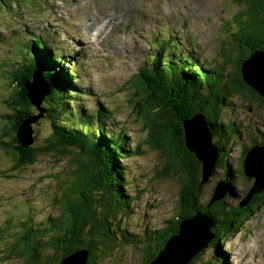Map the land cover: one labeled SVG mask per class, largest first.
Instances as JSON below:
<instances>
[{
	"label": "rangeland",
	"instance_id": "374dc122",
	"mask_svg": "<svg viewBox=\"0 0 264 264\" xmlns=\"http://www.w3.org/2000/svg\"><path fill=\"white\" fill-rule=\"evenodd\" d=\"M243 7L235 0H0V264H23L18 255L22 248L11 251L18 234L8 229H18L20 236L29 237L33 233L30 226L37 229L39 223L54 218L58 214L54 199H59L69 189L75 168L73 152L64 156L40 154L31 165L13 167L14 143L6 133L13 124L6 117L15 110L8 111L4 101L13 98V79L20 69L5 68L3 60H14L17 56L24 59L26 42L40 35L48 36L67 55L63 67L74 71L72 77L77 88L72 89L74 97L70 108H76V115L83 118L96 117L99 109L106 111V130L124 132L128 144L138 146L140 154L123 159L131 198L127 208L123 207L126 213L121 214V223L117 224L138 236L132 241L140 242L145 231L161 230L165 221L174 216L180 200L179 188L186 176L178 168L177 171L166 168L165 173L163 151L152 148L148 142L151 121L162 122L166 115L160 111H142L137 118L134 114L141 99L137 71L147 64L149 57L162 52L165 60H195L198 65L201 62L229 74L246 42L247 27L237 20V16H243ZM81 17L88 18L89 24L81 23ZM59 24L61 28L56 27ZM82 25L90 26L88 29L98 27L85 38L91 30H79ZM62 27L70 31L67 36ZM257 50L261 49L254 52ZM186 70L183 65L176 66L182 76ZM43 88L36 87L40 93ZM32 95L38 98L34 90ZM252 100L248 102L234 94L228 106L218 111L219 121L234 122L241 131L227 156L234 169L246 139L249 141V136L264 133V103ZM31 111L35 113L36 108ZM161 113L164 117L160 120ZM11 117L14 122L19 121ZM192 122L199 136L202 126L197 118ZM28 125L34 137H39L37 143L42 144L50 133L48 124L34 119L24 122V141H28ZM210 132L212 134V130ZM212 139L215 140L214 135ZM222 172V168L217 167L205 183L202 201L209 198ZM248 185L239 177L235 187L243 194ZM227 202L234 205L237 200L227 195ZM28 217L31 221H27ZM20 221L26 222V229L19 225ZM118 232L114 234L110 253L101 255L99 264H142V246L147 245L150 251L153 246L146 241L142 245L124 242ZM81 234L83 240H87ZM49 240L55 246L52 234ZM221 247L225 254L217 255L216 260L214 249L209 245L204 247L203 258L211 260L212 264H264V204ZM81 253L84 255L85 251Z\"/></svg>",
	"mask_w": 264,
	"mask_h": 264
},
{
	"label": "trees",
	"instance_id": "16d2710c",
	"mask_svg": "<svg viewBox=\"0 0 264 264\" xmlns=\"http://www.w3.org/2000/svg\"><path fill=\"white\" fill-rule=\"evenodd\" d=\"M235 1L244 6L241 12L243 16H237V20L243 21V27H247L244 36L246 45L229 74H224V69H214L201 62L198 65L195 60H165L161 56L162 52L149 57L147 64L137 71L141 99L136 104L134 114L137 118L142 111H160L166 115L162 122L151 121L148 142L152 148L163 151L166 157L165 173L166 168L169 171L173 168L177 171L178 168L186 176L179 188L180 200L177 201L174 216L165 221L161 230L145 231L140 242L132 241L138 236L121 229L117 224L121 223L120 216L126 213L123 207L127 208L128 199L131 198L123 159L140 154L138 146L128 144L124 132L106 130V111L99 109L96 117L90 115L89 118H83L76 115V108H70L74 97L71 96L74 92L72 89L77 88L72 77L74 71L63 67L62 62L67 60V55L52 40L38 37L31 39L24 44V59L17 56L14 60H3L5 68L13 70L16 67L15 71L20 69L16 79H13V98L4 101L8 111L15 110L11 116L19 119L14 122L11 116L6 117L13 124L6 132L14 140V151L11 152L15 160L13 167L31 165L40 154L64 156L72 152V161L75 164L71 186L59 199H54L58 208V214L54 218L49 217L42 224L39 223L37 229L30 226L33 233L29 237L20 236L18 229H8L18 234L11 251L16 252L18 248H22L18 255L23 259V264H60L62 258L83 248L88 251L85 264H99L101 255L110 251L114 234L118 232L115 229L116 224L124 242L142 245L146 241L153 246L151 251L147 245L141 248L142 264H149L163 249L166 241L178 232L181 220L195 215L196 212L213 219L214 224L210 229L212 238L208 244L215 251L214 259L216 260L217 255L225 254L221 246L228 241V237L239 231L264 204V189L254 192L245 204H239L245 195L250 194L249 189L254 182L253 177H247L243 169V158L248 149L246 146L263 143L264 133L260 132V136L257 134L252 142L246 139L234 169L230 167L227 156L239 140L241 131L235 127L234 122L224 124L219 121L218 111L228 106V101L234 94L242 96L248 102L257 99L264 103V97L244 80L242 72V63L250 58L254 50H264V2ZM251 42L254 43L253 46ZM177 65L187 68L183 76L176 71ZM39 86H44L41 93L36 89ZM30 89L34 90L37 99L33 98ZM31 108H36L35 113ZM198 112L203 114L206 127L215 136V140L211 138L212 146L218 150L214 171L217 167L222 168V176L218 181L229 182V196L237 200L234 205L227 202V194L210 202L214 190L206 201L201 200L203 186L209 180L204 181V152L200 154V149L198 151L188 146L183 125V121ZM163 113L159 115L160 120L164 117ZM71 116L72 120L69 119ZM31 119L46 122L49 126L50 133L42 144L37 143L39 137L35 138L31 129L28 131V141L17 136L20 125L29 123ZM239 177L249 184L243 194H239L235 187ZM27 221H31V218L28 217ZM25 223L20 221L19 225L26 229ZM81 233L87 240H83ZM49 234L54 237L55 246L51 245ZM39 238L45 240L41 242ZM43 250L50 251L46 253ZM189 262L212 264L211 260L203 258V249L195 253Z\"/></svg>",
	"mask_w": 264,
	"mask_h": 264
},
{
	"label": "water",
	"instance_id": "95a60500",
	"mask_svg": "<svg viewBox=\"0 0 264 264\" xmlns=\"http://www.w3.org/2000/svg\"><path fill=\"white\" fill-rule=\"evenodd\" d=\"M254 56L257 57H255V61L252 60V57ZM250 65L252 71L248 74L247 71L250 68ZM242 72L244 80L262 97H264V75L262 76L259 74L260 72L264 73V52L261 50L253 52L250 55V58L242 63ZM31 89L34 88L32 87ZM36 118H38V116ZM193 118H197L199 125L202 126L203 132L199 136H196L197 130L191 123ZM183 122L186 130L188 146L198 151L200 149V154L204 152V155H202V157L205 158V161L203 162V173L205 177L204 181H206L212 176L218 157L217 148L211 144L212 134L210 129L206 127L204 116L200 112L187 118ZM20 128L21 130H24L23 124L20 125ZM23 134L25 135V133ZM17 136L20 138V131H18ZM246 148L248 149L243 158V169L247 177H253L254 182L249 189L250 194L245 195L240 200L239 204L241 205L245 204L248 201L249 196L254 192L264 189V170H262L264 167V143L262 146L254 144L252 146H247ZM230 189L229 182L226 180L218 181L214 186V193L210 197V202L217 201L225 194L229 196ZM213 224V219L210 216L208 217V215H204L200 212H196L195 215L189 218L182 219L179 223L178 232L166 241L163 249L157 253L149 264H190L189 261L192 256L202 250L208 241L211 240L212 235L210 234V229ZM82 251H85L84 255L81 253ZM75 254H81L82 256L77 264H85L88 256L87 249L76 250L72 254L67 255L61 259L60 264H70L71 257Z\"/></svg>",
	"mask_w": 264,
	"mask_h": 264
},
{
	"label": "bare ground",
	"instance_id": "6f19581e",
	"mask_svg": "<svg viewBox=\"0 0 264 264\" xmlns=\"http://www.w3.org/2000/svg\"><path fill=\"white\" fill-rule=\"evenodd\" d=\"M80 22H81V23L85 22L86 24H89V22H88V18H86V17H85V18H82V17H81V18H80ZM90 23H92V22H90ZM89 27H90V26L82 25V26H80V27H78V28H79V30L82 29V31H84V30H85V31H88V30H91V29H88ZM255 57H256V56L252 57V58H253V59H252L253 61H255ZM251 71H252V69H251V65H250V68H249L248 71H247L248 74H250ZM253 73H254V71H253ZM259 74L262 75V76L264 75V73H262V72H260ZM30 93H32L31 89H30ZM34 96H36L35 92H34ZM191 123H192V125H193V122H191ZM187 128H188V125H187ZM19 130H20V137L23 138V137H24V134H23V133H24V130H23V129L21 130V128H20ZM258 146H262V144H258ZM262 170H264V167L262 168ZM208 245H209V244L207 243L204 247L207 248ZM204 247H203L202 249H204ZM81 257H82L81 254H75L73 257H71L70 264H77V262L80 261ZM81 261H82V260H81ZM64 263H65V262H64Z\"/></svg>",
	"mask_w": 264,
	"mask_h": 264
},
{
	"label": "flooded vegetation",
	"instance_id": "af4514ba",
	"mask_svg": "<svg viewBox=\"0 0 264 264\" xmlns=\"http://www.w3.org/2000/svg\"><path fill=\"white\" fill-rule=\"evenodd\" d=\"M246 45V43H244V45L243 46H245ZM249 46H246V48H248ZM255 136H257V135H251V136H249V142H252L253 140H254V137ZM12 141H13V143H14V140L12 139ZM249 144V143H248Z\"/></svg>",
	"mask_w": 264,
	"mask_h": 264
}]
</instances>
